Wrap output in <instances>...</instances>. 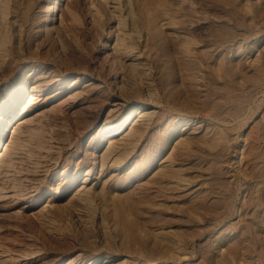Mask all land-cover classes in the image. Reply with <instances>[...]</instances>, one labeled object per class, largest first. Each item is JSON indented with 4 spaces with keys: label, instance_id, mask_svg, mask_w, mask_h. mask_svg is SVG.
<instances>
[{
    "label": "rangeland",
    "instance_id": "obj_1",
    "mask_svg": "<svg viewBox=\"0 0 264 264\" xmlns=\"http://www.w3.org/2000/svg\"><path fill=\"white\" fill-rule=\"evenodd\" d=\"M52 3L0 0V264H264V0Z\"/></svg>",
    "mask_w": 264,
    "mask_h": 264
},
{
    "label": "bare ground",
    "instance_id": "obj_2",
    "mask_svg": "<svg viewBox=\"0 0 264 264\" xmlns=\"http://www.w3.org/2000/svg\"><path fill=\"white\" fill-rule=\"evenodd\" d=\"M57 2L58 0H53V3L51 4V6L49 7V12L52 13L54 11H56L57 8ZM9 105V104H8ZM8 107V106H7ZM10 108V107H9ZM134 112V109L129 110L128 112H126L123 117L121 118V122H119L118 124L110 127L108 129V133H117L120 130H123V125L125 126V123L128 122V119L131 117L132 113ZM1 129V128H0ZM2 133V132H1ZM3 155V154H2ZM1 154H0V158H1Z\"/></svg>",
    "mask_w": 264,
    "mask_h": 264
}]
</instances>
